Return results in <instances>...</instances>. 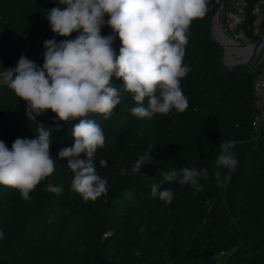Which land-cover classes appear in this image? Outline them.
Segmentation results:
<instances>
[{
    "label": "trees",
    "instance_id": "16d2710c",
    "mask_svg": "<svg viewBox=\"0 0 264 264\" xmlns=\"http://www.w3.org/2000/svg\"><path fill=\"white\" fill-rule=\"evenodd\" d=\"M215 3L207 0L205 15L187 33L184 62L191 71L181 80L186 111L136 118L129 112L134 101L124 92L109 119L90 117L106 138L94 161L108 181L106 194L86 201L74 192L65 159L56 160L30 200L0 185V264H264V126L253 128L255 72L230 70L222 62L210 39ZM256 3L244 0L240 24L252 41L259 37L253 32ZM57 6L59 0H0V69L22 55L43 65V42L54 38L46 14ZM120 83L113 78L115 86ZM45 114L55 118L51 110ZM72 128L51 131L54 159L74 145ZM35 129L24 101L0 83V140L11 149L16 138H35ZM224 140L235 141L239 163L219 187L213 173ZM147 151L151 158L133 173V163ZM193 166L208 170V179L199 178L201 191L174 182L161 185L175 193L170 204L152 196L159 170ZM48 183L62 185L63 193L45 191Z\"/></svg>",
    "mask_w": 264,
    "mask_h": 264
},
{
    "label": "clouds",
    "instance_id": "9594fccd",
    "mask_svg": "<svg viewBox=\"0 0 264 264\" xmlns=\"http://www.w3.org/2000/svg\"><path fill=\"white\" fill-rule=\"evenodd\" d=\"M59 5L46 14L54 38L43 42V65L22 55L15 68L0 71V83L27 102L29 119L51 110L61 123L78 120L71 129L74 145L62 148L54 159L51 131L43 124L36 127L35 138H16L11 149L0 140V185L30 200V193L55 171L56 160L65 159L73 174L72 190L94 201L108 191V181L94 163L106 138L89 114L109 119L124 92L134 101L129 112L136 118L186 111L181 80L191 71L184 62L187 33L192 21L205 15L207 0H59ZM104 27L112 30L109 35L102 34ZM74 32L78 35L69 38ZM117 39L118 52L113 47ZM113 78L121 81L119 87ZM234 147V140L219 145L213 173L219 187L227 185L238 167ZM150 158L149 151L139 156L132 172L140 173ZM158 174L161 179L151 185V194L168 204L175 193L161 185L176 182L201 191L199 178L208 179L207 168L195 166ZM45 191L60 196L64 188L48 183ZM4 236L0 231V239Z\"/></svg>",
    "mask_w": 264,
    "mask_h": 264
},
{
    "label": "built area",
    "instance_id": "2783aa9c",
    "mask_svg": "<svg viewBox=\"0 0 264 264\" xmlns=\"http://www.w3.org/2000/svg\"><path fill=\"white\" fill-rule=\"evenodd\" d=\"M243 6L244 0H238L235 13H227L224 24V31H226L229 35L226 37L235 45H238V47H246L254 42L247 36L244 29L240 27L243 18ZM253 12L255 16V30H253V32L254 35L257 34V36H260L264 31L262 28V25L264 24V0H257ZM254 79L253 91L258 114L253 122V128L258 130L264 126V66L255 72Z\"/></svg>",
    "mask_w": 264,
    "mask_h": 264
},
{
    "label": "water",
    "instance_id": "95a60500",
    "mask_svg": "<svg viewBox=\"0 0 264 264\" xmlns=\"http://www.w3.org/2000/svg\"><path fill=\"white\" fill-rule=\"evenodd\" d=\"M215 1H216V3H215V9H214V11H213V13L211 15V18H210V20H211V23H210V39L219 47V49L221 51L222 62L230 70H238V69H241V68H243L245 66L250 65L259 56V54L262 52V50L264 48V31L258 37V39L256 41L252 42L251 46H253V51H252V54L250 55V57L248 59H246L244 62H241V63L238 62L236 64L226 63L225 62V56H226L225 46H224V44H222L220 41H218L215 38V36L213 34V31H212V21H213L215 12H217V10L219 8H223V5H224L225 0H215ZM111 31L112 30L109 28L108 31L106 30L105 35H109L111 33ZM74 37L75 36H71L69 38H74ZM63 39H65V38L64 37H61L60 39H57V41H61ZM113 47L118 52L120 46L119 45H113ZM15 67H16V65L8 66L6 68L0 69V71H4V70H7L8 68H15ZM24 106L26 108V113L28 115L27 102L26 101H24ZM92 115H94V114H89V117L88 118H90ZM30 120L34 123V125L36 127L39 126L40 124H43L44 127L46 129L50 130V131H58V130L69 129V128L73 127L76 123L79 122L78 120H76V121H71L69 123H61L59 121H56L55 118H51V117H48V116H47V119L46 120L39 121V122L36 121V120H34V119H30Z\"/></svg>",
    "mask_w": 264,
    "mask_h": 264
},
{
    "label": "bare ground",
    "instance_id": "6f19581e",
    "mask_svg": "<svg viewBox=\"0 0 264 264\" xmlns=\"http://www.w3.org/2000/svg\"><path fill=\"white\" fill-rule=\"evenodd\" d=\"M222 8H219L217 12H215L213 21H212V31L215 36V38L220 41L222 44H224L225 49H226V56L225 60L228 63L231 64H236V63H241L244 62L246 59L250 57L253 51V46H246V47H238L235 45L230 39L226 37V35L223 32V28H221V13H222ZM114 45H118L117 42L115 41ZM231 59H226L228 56ZM47 116L42 113L38 116H35L36 121H43L46 120Z\"/></svg>",
    "mask_w": 264,
    "mask_h": 264
},
{
    "label": "rangeland",
    "instance_id": "374dc122",
    "mask_svg": "<svg viewBox=\"0 0 264 264\" xmlns=\"http://www.w3.org/2000/svg\"><path fill=\"white\" fill-rule=\"evenodd\" d=\"M237 1L238 0H225V2H224L223 8H222L223 12L221 13V28H223L222 29L223 31L225 29V27H224V24H225L224 23V19H225L227 13H231V12L235 13ZM108 29H107V31H108ZM224 34L226 36H229L226 31H224ZM116 42L120 46V42H119L118 39L116 40ZM226 59H231V55H230V57L228 56V58H226ZM225 62L228 63L226 60H225ZM263 66H264V48H263L262 52L259 54V56L253 61V63H251L250 65L245 66V67H247L252 72H256L260 68H262Z\"/></svg>",
    "mask_w": 264,
    "mask_h": 264
}]
</instances>
